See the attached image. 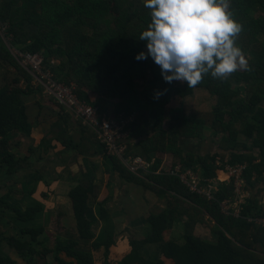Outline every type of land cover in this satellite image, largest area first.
I'll return each instance as SVG.
<instances>
[{"label":"trees","instance_id":"trees-1","mask_svg":"<svg viewBox=\"0 0 264 264\" xmlns=\"http://www.w3.org/2000/svg\"><path fill=\"white\" fill-rule=\"evenodd\" d=\"M229 10L242 25L236 45L251 70L238 69L224 80L209 73L196 87L188 88L187 82H165L150 56L135 58L142 51L147 53L146 42L139 40L151 22V10L144 7V0H0V65L8 63L17 74L14 85L0 86V175L13 178L23 170L27 157L18 159L1 150L8 148L14 133L32 136L37 122L30 121L23 97L43 95L44 91L42 85H33V75L12 50L38 53L44 58V70H50L60 83L75 85L79 99L98 108L102 116L110 118L103 105L112 102V119L133 116L127 126L130 135L124 157H140L151 164L150 172L142 176L130 172L119 156L105 152L98 134L81 122L82 139L75 144L63 118L49 131L51 140H42V145L48 143L45 151L54 147L52 140L86 157L103 150L114 174L166 203L163 211L148 217L150 231L144 238L130 240L131 251L117 260L112 253L117 246L116 224L105 202L97 201L94 176L85 182L74 176L68 196L76 233H58L52 248L45 245L50 240L46 235L38 244L43 246L44 256L52 253L58 264H66L61 256L75 264H97L96 254L103 264H142V248L157 245L159 254L170 264H264V230L248 221L264 217V205H259L257 198H248L239 218L225 215L221 209L224 200L235 196L234 186L227 180L229 165H244L246 191L264 196V0H230ZM22 82L25 89L18 85ZM137 85L143 87L138 89ZM198 90L209 94L213 121L208 129L212 137L219 138L217 153L201 155L186 152L181 146L184 140H203L208 126L202 117L185 109L186 99ZM56 105L61 116L69 113L63 105ZM60 124V132H53ZM156 154L171 155L169 170L179 167L181 173L189 171L201 185L208 184L206 180L226 179L209 199L191 192L177 174L165 170L156 174L163 167L162 161L154 159ZM93 170H97L94 165ZM27 186L20 201L19 193L12 189L0 197L1 207L11 211L8 218L20 232L16 237L0 231V264H14L5 247L24 258L39 254L32 242L46 234L40 222L45 219L41 214L46 213L52 184L37 177ZM93 208L103 223L98 237L92 230L96 223L91 218ZM185 219L193 225L209 224L213 241L185 233ZM165 260L154 264H165Z\"/></svg>","mask_w":264,"mask_h":264},{"label":"rangeland","instance_id":"rangeland-1","mask_svg":"<svg viewBox=\"0 0 264 264\" xmlns=\"http://www.w3.org/2000/svg\"><path fill=\"white\" fill-rule=\"evenodd\" d=\"M112 13H114V11H112ZM5 38V37H4ZM5 41L7 43V46H9L7 39L5 38ZM13 51V50H12ZM247 60V59H246ZM53 63H55V61H53ZM57 63V62H56ZM239 70H243V69H239ZM15 78H17V74H16V70L9 65L6 62H3L2 65H0V86L2 85H14V80ZM21 88L25 89L26 88V84L19 83L18 84ZM138 89H141L143 86L141 85H137L136 86ZM43 95H44V91H43ZM41 95H30V96H24L23 97V101L26 103L27 106V113L29 114V116L31 117V120H33V122H37L40 120V122H42V120L45 122L46 124V128L44 129V131H39L35 130V133L33 136H31L30 139H23V137L21 135H15L14 138L11 140L10 145L8 146V148H4V150H1L2 153H6L8 152V150L14 151L17 156V158L19 159H23V157L26 156V151L31 152L33 154H31V156H33L36 160L37 158H39V156L43 153V150L45 148H40V147H33V145H36L37 142L40 141V139L42 138V136L44 135V137L48 136L49 138L52 137V134L49 133L50 130H52V128L50 130H48L49 125H53L55 123H58L60 118H63L64 121H66V130L67 133L70 135L71 130L73 132H75L74 130L77 131L76 126L74 125L73 121H72V117L70 116V114L63 112L64 117L61 116L60 112V108L57 107L56 102L54 100V98L50 97V96H43ZM209 94L204 91V90H198L195 92V95L193 97H190L188 99H186V104H185V109L187 112L189 113H196L198 116L202 117L206 122H207V127L204 133V139L203 140H196L195 142H190V141H182L181 142V146L183 148V150H185L186 152H192V153H197V154H201V155H206L208 153H217L219 151V147H218V142H219V138H214L212 137L208 127L211 125L212 121H213V114L211 113V109L209 108V98H208ZM45 100H44V99ZM178 101H175V105H177ZM209 103V104H208ZM113 104L112 103H106V105H103V108L105 109V115H107L108 117L112 116V110H113ZM169 108V106H167ZM127 118H130L131 120H133V116H129ZM61 124L60 126H58L57 128L53 129V132H60L59 130L61 129ZM63 127V126H62ZM208 129V130H207ZM47 134H45V133ZM76 133V132H75ZM99 138V137H98ZM77 140V139H76ZM47 142V141H46ZM44 142V145H46ZM56 143V141H51V145ZM48 144V143H47ZM46 147V146H45ZM50 148V147H49ZM63 149V146H61L60 144L57 145L56 149H53L47 153H43L42 157H43V161L39 162V160L36 162L35 166L30 168V170L28 169V167L25 170L20 171L15 177H6V176H1L0 175V197L3 196L4 194H6V192H8V190L12 189V191L15 193H19L18 195V200L21 199V195H22V191L24 192V195H26L27 190L26 187L28 188L27 184L28 182H31V184L34 183V179L35 178H39V176L45 180L43 178V175H48V176H53L54 175V171L57 167V165H60L62 163H65L64 161L67 162H71L72 156L67 157V159H63L62 158V153H60V150ZM31 150V151H30ZM67 155V154H64ZM154 159H159L160 161H162V166L163 169L166 170L168 167L171 166V162H172V157L171 155H162V154H156L154 155ZM35 160V161H36ZM26 163H24L23 167L25 166ZM166 168V169H165ZM32 174V175H30ZM196 177V176H195ZM45 178H47L45 176ZM49 179V178H48ZM222 179H226V177L220 178V180L222 181ZM227 180L229 181V176L227 175ZM246 183V182H245ZM142 191V195L141 197L145 199V196L149 193L148 191H146L143 187L140 188ZM144 192V193H143ZM146 193V195H145ZM235 193V192H234ZM254 195H252V194ZM250 197L251 198H257L260 202L259 205L263 206L264 205V196L260 195V196H256L254 191H250ZM153 196V195H151ZM151 196H149V198L146 197L147 202H142L143 203V207L136 209V212L138 213L139 217L144 218L143 219V223L140 225L141 228H139L140 234L143 235L142 237L144 238V236L150 231L147 219L151 214H157L161 211L164 210L165 208V199H151ZM263 197V198H262ZM145 199V200H146ZM20 201V200H19ZM247 204V200L246 203ZM244 204V205H245ZM11 213L10 210H3V208L0 205V231L4 232L7 236H20V232L19 229L17 228V225L15 223H13V221H11L8 218V215ZM68 218V215H66ZM65 216V217H66ZM59 216L54 217V219L52 220V224H51V228L52 231L51 232H46L45 235H42L38 238V241L32 242L31 239H29V237H25V240H29L30 242H32V244H34L35 247H37L39 249V254H32L30 258H24L22 256H20L19 254H17L16 252H14L13 249L9 248V247H5V253L7 255H9L11 257L12 260H14V264H58V262H56L54 256L52 253H45L46 255L44 256L43 254V246H38V244L40 242H42V240L45 239V236H49L50 240L46 241V246L52 248L55 242V238L57 236V233L59 232V228L62 227L61 223L58 222L60 221ZM45 220V219H43ZM51 221V219H50ZM66 222V226L67 229L71 232V233H75L74 229H70V227H73L72 222L69 219L64 220ZM186 224V220L184 221ZM50 224V222H49ZM190 225V224H188ZM191 228L187 227L184 229V232L186 233H190L193 235H197L203 239H207L208 241H213L212 236H211V230H210V225H190ZM50 229V228H49ZM51 230V229H50ZM168 235V236H167ZM166 237L169 238V236L171 235L170 233L167 234ZM131 237H134L132 234H130ZM136 238H141V236L138 234V236ZM142 238V239H143ZM130 240H134V238H130ZM131 251V247H127V244H125V247H123V244H119V246H116L115 249H113V257L116 258L117 260H120L122 257L126 256L129 254V252ZM141 255L143 256V259L145 260L142 264H154L160 260H165L164 257L162 255L159 254V250L156 247L150 248L147 251H143L140 252ZM158 253V254H157ZM101 256L96 254V259L100 262L97 264H103L102 259H100ZM61 259L66 263V264H75V262L66 259L64 256H61ZM165 264H170V261L165 260Z\"/></svg>","mask_w":264,"mask_h":264},{"label":"clouds","instance_id":"clouds-1","mask_svg":"<svg viewBox=\"0 0 264 264\" xmlns=\"http://www.w3.org/2000/svg\"><path fill=\"white\" fill-rule=\"evenodd\" d=\"M151 10V22L139 40L160 67L165 82H187L188 88L200 84L211 74L227 79L238 69L251 70L236 38L242 25L232 17L230 0H144Z\"/></svg>","mask_w":264,"mask_h":264},{"label":"crops","instance_id":"crops-1","mask_svg":"<svg viewBox=\"0 0 264 264\" xmlns=\"http://www.w3.org/2000/svg\"><path fill=\"white\" fill-rule=\"evenodd\" d=\"M70 116L72 117L71 114ZM29 119L31 122H33L30 116ZM72 121L76 126L77 131L74 130L76 132L75 133L71 130L70 138H72L75 144H78L81 142L82 139V126L80 122H77L73 117H72ZM53 125L51 126L49 125L48 130H50ZM45 128H46V124L43 120L42 122H40V120L37 121L32 136L34 135L35 130H38L39 132V131H44ZM15 135H20V134L14 133L13 138ZM21 136L23 137V139L31 138V137L28 138L23 135ZM46 137H44L43 135L40 141L37 142L36 145H33V147L35 148L40 147L41 149L45 148V146H47L48 144L45 143L46 145L43 144L44 145L43 146L41 142ZM47 140H51V139L48 138ZM58 144L59 143L52 144L51 146L54 147L52 149L49 148V152L53 149H56ZM8 151L15 155H18L14 151L11 150ZM47 152L45 151V149L43 150V153H47ZM60 153H62V158L64 160L67 159V157L72 156L71 162H67L68 161L67 160L64 161L65 163H62L61 166L57 165L54 171V175L52 177L48 175H43V178L45 180L42 179L43 181H47L50 185L52 184V193H50L48 201L46 202L47 203L46 204L47 210H45L46 213L41 214L45 217V220L41 221L40 225L45 226L46 232L52 231L51 228L52 220L54 219V217L59 216L58 219L60 221L58 222H60L62 226L59 228V232H65L66 230H68L66 226V222L64 220L70 218V221L72 222L73 225V227H70V229L71 230L74 229L76 233V221L74 218L72 201L68 196V192L70 190V184L74 183L72 181V177L74 178L75 176L76 179L80 178L79 180H83L85 182V181H90L94 176L97 201L105 202L106 209L109 211L116 224V242H117L116 245L119 246V244H123V247H125V244H127V247H130V238L132 239L134 238V240L137 241L142 240L143 235L140 234L139 228H141L140 225L143 223L144 218L139 217L138 213L136 212V209L138 208L142 209L143 203L149 200L146 199V197L149 198V196H151L152 194L148 193L146 195L145 193L146 195L145 196L146 200H145L144 197L143 198L141 197L142 195L141 192L142 190L140 189L142 188L141 186L126 183L118 176V174H114L110 164L104 160L103 150L98 151L95 154L91 152L90 155H88L87 157L82 156L71 149H65V150L61 149ZM25 154L26 156L23 157V159H25L26 157L28 159L25 164L26 167H24L23 170H25L27 167L30 170V168L35 166L38 160L39 162L43 161L42 154L39 156V158H37V160L33 156H31V154L33 153L26 151ZM93 165L96 166L97 170H93V172H91V169H93ZM45 176L47 178H45ZM76 179L74 180L76 181ZM151 199L157 200L158 198L151 196ZM66 215H68V218ZM91 218L96 222L93 225L92 230L95 233V235L98 237L102 231L103 223L97 217L95 208H93V214ZM188 224L193 225L186 220V227L191 228L190 225L188 226ZM130 234H132L134 237H131ZM138 234L141 236L140 239L136 238ZM153 247H158V246L147 245L142 248L141 252L147 251L148 249Z\"/></svg>","mask_w":264,"mask_h":264},{"label":"built area","instance_id":"built-area-1","mask_svg":"<svg viewBox=\"0 0 264 264\" xmlns=\"http://www.w3.org/2000/svg\"><path fill=\"white\" fill-rule=\"evenodd\" d=\"M12 53L20 64L33 75L34 86L42 85L44 87V95L54 98L55 102L63 105L77 122H81L83 126H89L98 134L100 143L108 155L116 154L119 156L128 170L137 176L149 174L150 163H147L140 157H124L127 140L130 135V131L127 129V126L132 121L130 118L114 120L111 117H104L99 113L98 108H94L81 101L76 94L75 85L67 86L60 83L55 79L50 70H44V58L41 54L23 53L18 50H13ZM169 169L170 167L165 172H169L172 175L177 174L189 187L191 192L205 195L209 199H213V192L218 189L219 182H222L216 178L206 180L208 184L201 185L200 180L191 172L186 171L185 173H181L178 171L179 167L175 168L174 171H170ZM163 170L162 167V169H159L155 173H163ZM244 170V165H229L226 167V174L229 176V183H232L234 186L235 196L234 199L224 200L221 203V209L225 215H233L239 218L242 206L251 196L245 189ZM248 221L254 222L264 230V217L249 218Z\"/></svg>","mask_w":264,"mask_h":264}]
</instances>
